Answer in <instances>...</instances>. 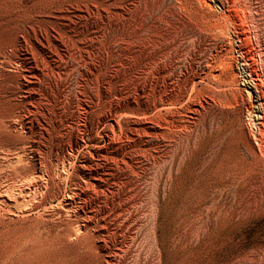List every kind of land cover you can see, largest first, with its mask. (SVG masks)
Here are the masks:
<instances>
[{
    "label": "rangeland",
    "instance_id": "rangeland-1",
    "mask_svg": "<svg viewBox=\"0 0 264 264\" xmlns=\"http://www.w3.org/2000/svg\"><path fill=\"white\" fill-rule=\"evenodd\" d=\"M0 264H264V0H0Z\"/></svg>",
    "mask_w": 264,
    "mask_h": 264
},
{
    "label": "built area",
    "instance_id": "built-area-1",
    "mask_svg": "<svg viewBox=\"0 0 264 264\" xmlns=\"http://www.w3.org/2000/svg\"><path fill=\"white\" fill-rule=\"evenodd\" d=\"M241 50L239 47L234 49V63L237 74L240 79L247 81V86L250 88V79L252 77L253 68L250 66V55L249 57L245 54V52ZM255 89V86H253ZM244 119L247 126V130L249 136L253 144L259 148L261 145L262 139V125H261V118L259 119H252L250 116V107L244 108Z\"/></svg>",
    "mask_w": 264,
    "mask_h": 264
},
{
    "label": "bare ground",
    "instance_id": "bare-ground-1",
    "mask_svg": "<svg viewBox=\"0 0 264 264\" xmlns=\"http://www.w3.org/2000/svg\"><path fill=\"white\" fill-rule=\"evenodd\" d=\"M28 181H29V180H28ZM26 187H27V186H26ZM22 188H23V187H22ZM28 189H29V188H28ZM21 190H22V189H21ZM21 190H20V191H21ZM25 190H26V189H25ZM22 191H23V190H22ZM25 192H26V191H25ZM23 194H24V193H23Z\"/></svg>",
    "mask_w": 264,
    "mask_h": 264
}]
</instances>
